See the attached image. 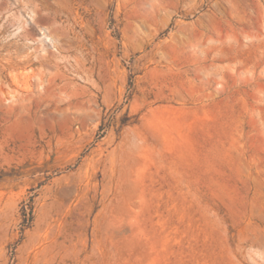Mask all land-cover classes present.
Returning <instances> with one entry per match:
<instances>
[{"label": "rangeland", "instance_id": "obj_1", "mask_svg": "<svg viewBox=\"0 0 264 264\" xmlns=\"http://www.w3.org/2000/svg\"><path fill=\"white\" fill-rule=\"evenodd\" d=\"M23 1L0 264H264V0ZM51 77L79 86L40 99Z\"/></svg>", "mask_w": 264, "mask_h": 264}, {"label": "bare ground", "instance_id": "obj_2", "mask_svg": "<svg viewBox=\"0 0 264 264\" xmlns=\"http://www.w3.org/2000/svg\"><path fill=\"white\" fill-rule=\"evenodd\" d=\"M17 1H19L20 2V0H17ZM22 1V3L24 2L23 0H21ZM26 2H24L23 4H25ZM19 5H20V3H18ZM17 4V5H18ZM22 5V4H21ZM20 5V6H21ZM11 16V15H10ZM13 18V17H12ZM11 18V19H12ZM11 22V21H10ZM48 36V35H47ZM43 40V39H42ZM51 40V39H50ZM46 52V51H45ZM54 53V52H53ZM50 55V54H49ZM58 58V57H57ZM61 58V57H60ZM59 58V59H60ZM59 59H58V61H59ZM61 59H64V57L63 58H61ZM72 60H74V59H72ZM79 60V59H78ZM77 60V61H78ZM61 61H63V60H61ZM56 62V61H55ZM69 63V62H68ZM77 64H79L78 62H77ZM76 64V65H77ZM82 64V63H81ZM81 64H79V65H81ZM35 74V73H34ZM39 74V73H38ZM38 74H37V76H38ZM63 74V73H62ZM36 75V74H35ZM61 75V74H60ZM66 77H68V75L66 76ZM66 77H64L65 79H66ZM54 78V77H53ZM53 78L51 77V79H52V81H50V79H48L47 81H45V79H44V81L40 84V88H42L43 90H44V93L43 94H41L40 93V99L42 98H44V95H50V97H51V95L53 96V95H55V94H63V93H65V88H66V86H68L69 88L72 86V87H78L79 86V82H76L75 80H72V81H67L64 85H62V83H60V81L59 82H57L56 80H53ZM62 78V77H61ZM70 78V77H69ZM72 78V77H71ZM47 79V78H46ZM56 79V78H55ZM73 79V78H72ZM55 81V82H54ZM66 81V80H65ZM42 89H41V91H42ZM43 92V91H42ZM0 93L1 94H3V95H7V92H6V90H4L3 88H0ZM13 95V94H12ZM43 96V97H42ZM16 97V96H15ZM19 98H20V100L22 101V102H24L25 103V101H27V100H29V98H31V96L29 97V96H27V94H25V93H23L22 91H20V93H19V96H18ZM38 97V96H37ZM34 99V98H33ZM39 99V100H40ZM30 100H32V99H30ZM38 100V99H37Z\"/></svg>", "mask_w": 264, "mask_h": 264}]
</instances>
